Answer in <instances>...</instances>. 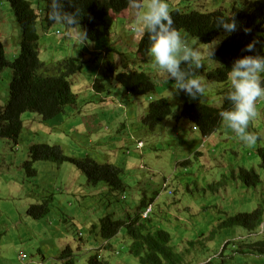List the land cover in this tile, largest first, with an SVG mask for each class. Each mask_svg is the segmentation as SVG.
<instances>
[{"label": "rangeland", "instance_id": "1", "mask_svg": "<svg viewBox=\"0 0 264 264\" xmlns=\"http://www.w3.org/2000/svg\"><path fill=\"white\" fill-rule=\"evenodd\" d=\"M0 1V39L7 57L13 58L19 52L20 26L7 0ZM143 2L146 4L148 0ZM168 3L169 9L222 8L229 12L233 7L246 6L248 0H168ZM79 27L74 31L56 23L40 44V57L48 67L45 69L52 67L51 56L54 55V59L66 56L81 59L82 68L71 79L77 102L65 106L63 112L50 119L25 111L21 115L23 128L18 143L0 138V264H59L60 251L67 244L76 247L75 237L71 239L76 230L67 226L64 233L65 224L60 215L75 213L83 224L95 220L104 210L112 211L114 218L126 217L134 214L144 193L147 199L156 197L151 217L156 225L165 219L164 228L170 231L172 244L183 254L182 264H255L257 260L252 254L241 255L233 249L238 246L234 240L241 242V238L247 236L241 227L222 228L213 238L210 232L221 221V216L239 210L251 211L264 200L262 184L245 187L240 180L243 185L228 175L241 162L257 169L262 178L255 148L264 145V97L257 100L256 116L247 129L250 132L257 124L258 135H255L259 137V144L253 147L236 139L239 137L234 132L231 136L236 137L235 140L222 138L226 132H215L204 138L193 123L178 117L185 102L206 101L218 106L229 93V80L223 83L206 78V71L215 66L209 53L221 38L202 43L184 30L179 32L183 41L197 52L202 65L196 77L203 93L192 99L183 90L176 89L175 81L168 79L150 55L145 61L138 58L136 43L143 31L130 7L113 14L110 33L103 39L92 41L84 37L82 40V27ZM56 29L62 35L51 33ZM66 29L70 35L66 34ZM108 61L115 62L124 71H145L155 81L157 90L133 96L113 82L107 84L103 99L91 90V85L95 77L101 76ZM10 77V69L6 68L0 76V104L7 100ZM159 97L167 99L172 112L152 131L142 124L141 117L150 101ZM89 100L97 107H88ZM109 103L110 108H104ZM138 140L143 142L140 151L136 148ZM32 142L56 143L67 154H88L101 163L124 166L119 174L127 188L104 195L88 186L85 176L69 162L61 164L54 172L56 163L36 161L37 175L28 177L22 163L28 157ZM227 156H231L232 163ZM186 159L191 160L189 165L181 163ZM195 174H199L197 186L193 183ZM164 182L166 187H163ZM214 185L217 189L211 190ZM172 187L176 188L171 190ZM188 187L191 189L187 190ZM110 196L112 203L101 205L99 199L107 200ZM66 197L72 200H67V204L73 205L72 210L64 205ZM40 204L50 212L39 217L28 213L30 206ZM124 235L122 232V237L111 240L113 251L107 252L105 242L99 239L95 242L100 246L92 249L109 264H138L127 255V250L117 252L125 243ZM20 253L26 254L24 261L19 258ZM90 254L83 252L77 264H85Z\"/></svg>", "mask_w": 264, "mask_h": 264}, {"label": "trees", "instance_id": "2", "mask_svg": "<svg viewBox=\"0 0 264 264\" xmlns=\"http://www.w3.org/2000/svg\"><path fill=\"white\" fill-rule=\"evenodd\" d=\"M6 2L9 3L20 26L21 37L19 52L13 58L7 57L4 43L0 39V76L6 68H9L11 72L7 100L0 104V138L17 144L23 128L21 119L23 112L33 111L41 115L43 119H50L62 112L65 106L75 103L76 94L72 91L71 79L81 70L82 61L74 56L54 59V55L51 56L52 67L45 69L48 67L40 57L42 49L40 44L47 39L50 28L56 24L49 23L47 19L49 0H7ZM64 6L67 11H74L75 8L79 10L81 18L78 23L87 36L85 38L95 41L108 36L113 24V14L127 9L128 4L126 0H73V4L69 5L68 0H64ZM169 11L173 26L179 32L184 30L202 43H209L224 32L225 36L215 51L216 56H211L212 61L220 62V66L214 70L218 80H224L235 59L257 53L264 55L263 0H254L244 8H232L230 12L221 8L201 11L180 10L177 7H172ZM220 16L234 18L237 23L236 30L228 34L223 28L217 27L215 21ZM66 27L75 31L77 26ZM51 33L62 35L58 29ZM66 34L70 35L69 31ZM249 43L255 44L254 51H243ZM149 45L147 33L143 31L136 46L138 58L143 60L146 58ZM113 82L133 96L148 94L156 89L154 80L145 71H124L113 61H108L104 65L101 76L94 79L92 88L97 93H102L107 90V84ZM224 101L225 105L222 107H214L206 101L185 102L178 117L189 120L197 126L203 136H207L221 127L219 113L231 105L227 96ZM171 112L167 99L159 97L150 101L141 117V122L149 130L154 131L160 122L171 115ZM27 152L28 157L22 166L28 177L37 175V169L34 166L36 161H52L56 163L55 169H59L64 162H70L80 169L86 178L87 185L98 189L109 186L113 191H121L125 188L119 174L121 167L107 162L101 163L88 154L81 156L67 154L59 144L47 142H32ZM257 152L264 184V146L258 148ZM181 163L189 165L191 162L186 159ZM198 176L199 174H195L193 183L198 181ZM237 178L246 186H257L261 183L260 174L254 168H239ZM175 188L173 187V190ZM210 189L215 190L217 187L214 185ZM108 192H110L109 189L107 192L102 191L104 195ZM112 199L111 196L107 200L101 199V205L105 207L108 201L109 204L112 203ZM67 200L72 201L66 197L64 205L72 210L73 205L67 204ZM150 200H153V197ZM143 205H145V199L140 202V207ZM140 207L138 206V209ZM47 209L43 205L38 206L39 212L35 216L47 214ZM32 211L33 207L29 209V212ZM75 218L74 214H65L62 221L78 231ZM141 224H133L127 232L129 240L125 241L129 253L137 259L139 264H182L183 254L172 244L171 234L164 228L166 227L164 224H158L157 227L150 225V228L146 227L145 222ZM232 227H241L247 235L241 238L243 240L241 242L234 240L238 246L233 249H237L241 255L252 254V257L257 260L255 264H264V200L258 202L251 211L239 210L232 215L221 216V221L211 230L210 237L216 236L222 228ZM112 233L109 230L105 231L106 236ZM74 236H77V233ZM59 261L60 264H77L78 255L67 246L60 252ZM85 264H107V262L92 255L88 257Z\"/></svg>", "mask_w": 264, "mask_h": 264}, {"label": "clouds", "instance_id": "3", "mask_svg": "<svg viewBox=\"0 0 264 264\" xmlns=\"http://www.w3.org/2000/svg\"><path fill=\"white\" fill-rule=\"evenodd\" d=\"M252 1L254 0H248V3ZM126 2L128 4V7H130L135 12L137 22H138L140 29L147 33L148 39L150 41L148 53L144 61L148 58V55H150L155 65L161 71L166 73L168 79H173L175 81L176 89L183 90L192 99H196L197 97H200L203 93V88H202L200 81L196 77V73H197V70L202 67V65H201L197 52L183 41L181 34L173 26V19L169 11L168 0H148L146 4L143 2V0H126ZM68 3L69 5H72L73 0H68ZM244 7L246 6H243L240 8H244ZM240 8H235V9H240ZM80 18L81 17L79 16V10L77 8H75L74 11H67L65 9L64 0H49L48 14H47V19L49 23L60 22L69 27H76V26H79L78 22ZM215 24L217 27L223 28L228 34H231L237 28V23L235 19L232 17H227V18L223 16L217 17ZM80 30L82 32L81 39L83 40V38L87 36L81 28ZM223 33L214 39H217L220 37L222 41V39L225 36ZM221 41L209 53V58L211 60H212L211 56L213 55L216 56L215 51L219 48ZM136 46H137V43H136ZM254 48H255V44L249 43L248 45L245 46L243 51L253 52ZM213 62L215 63V66L212 69H209L206 71V78L208 81H218V82H223V83H227L228 80L230 81V91L227 95L224 96V98L227 96V99L231 102V105L228 106L227 109L219 113V116L221 118V127L218 130L211 132L207 136H203L201 131L199 130L201 135L204 138H207L215 132L220 133V134L226 132L225 135L222 136V138L235 140L236 137L231 136V133L234 132L239 137L236 139H240L246 146H250V147H253L254 145L257 146L259 144V143L257 144L259 137L255 135V133L257 134V130H256L257 124H255V126L252 127L250 132L247 131V129H248V125L250 124L251 120L256 116L257 100L259 98L264 97V55L257 53L254 55H244L238 59H235L234 62L232 63L231 68L227 72V75L224 78V80H218L217 75L214 74L216 72L214 70L220 66L219 64L220 62H218L217 60ZM91 90L95 94L102 96V98L104 99L103 95L106 94V91L102 93H97L96 91L93 90L92 85H91ZM224 98H223V102L220 105L218 106H214L212 104L210 105L214 107H222L223 105H225ZM77 100H78V97L76 94L75 103L77 102ZM110 100H114V99L110 97ZM73 104H70V105L72 106ZM87 105L88 107L92 105V108L97 107L96 105L93 104L92 100H89ZM104 108H110V103L108 106H104ZM263 146L264 145H258L255 148L257 154H258L257 152L258 148L263 147ZM142 147H143V142L141 140L140 141L138 140L136 144V148L140 151ZM197 152H200V151H197ZM202 153L203 151H201V154L199 155H202ZM227 158L229 162L232 163L231 156H227ZM194 160H196V158H194ZM234 165L235 164H233V166ZM241 167L247 168V169L254 168V167L245 166L243 163L240 162L235 167V171H233L232 169L228 175H231L234 179L239 181V179L237 178V173L239 171V168ZM122 169L124 170V166L122 167ZM254 170L257 173H259L257 169L254 168ZM53 171L56 172L55 168L53 169ZM261 173H262V178L260 175L261 183H259L258 185L262 184V186L264 187L262 170H261ZM197 184H198V181L195 182L196 186ZM216 185L217 187H219L220 183ZM90 187L96 188L93 186H90ZM124 187L126 190L127 187L125 184H124ZM163 187H166L165 182L163 183ZM245 187H249V186H245ZM251 187H256V186H251ZM96 189L99 190L100 193H102V191L107 192L108 189L110 190V192L111 191L114 192L113 190L110 189L109 186H105V189H98V188ZM188 189H191V188L188 187L187 190ZM171 190H173V187ZM142 199H145V205L140 207V202ZM150 199H147L146 193H144L142 198L139 201L138 206L140 208L138 209V206H137V209L134 212V214L133 215L128 214L126 217L124 216V217L114 218L112 216L113 214L112 211H110L109 213H106L104 210L99 216L95 217V220L90 219L89 223L83 224L82 222L78 221V217L76 216V214L72 213L76 217L74 221L77 223L76 225L79 228V230L76 231L77 236L73 235L71 237V239L75 237L76 247L73 248L69 244H67L62 250H64L67 246H69L71 249H73V252H75L78 255V262L83 252H90L91 254L89 255V257L92 255H96L98 259L106 261L107 264H109L108 260L102 259L100 253L97 250L92 249L93 247L98 248L100 246L99 244L95 242V240L99 239L105 242L104 246L107 252L113 251L114 249L112 247L114 246L111 243V240L115 238L116 236L122 237V232L125 233L124 235L125 241L129 240V235L127 232L131 229L133 224L142 225L141 223L145 222L147 228H150V225L157 227L158 225L154 223L151 217V214L154 211V202H155L156 197L153 196V200H150ZM99 200L101 201V199ZM42 205L43 204H40L39 206H42ZM31 207H33V211L29 212V209ZM38 212H39L38 205H32L28 208V213L33 215L34 217H36L35 215ZM49 212L50 211L47 209V213ZM60 216L63 217L65 216V214H62ZM137 219L139 220L137 221ZM160 219L162 220L163 218L160 217ZM160 219L159 221H161ZM163 220L164 221H161L162 222L161 224H164L166 226L165 219ZM63 223L66 225L64 226V229H63V232L65 233L68 225L65 222ZM106 230L112 231L113 233L110 236H106L105 235ZM123 249L128 251L127 255L129 257H133L129 253L126 243H124L121 247H119L117 252H121ZM59 255H58V260H59ZM19 258L21 259V261H24L26 259V254L20 253ZM133 258L138 263L137 259L135 257ZM87 259L88 257L86 258V260ZM59 264H60V261H59Z\"/></svg>", "mask_w": 264, "mask_h": 264}]
</instances>
